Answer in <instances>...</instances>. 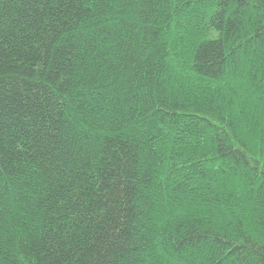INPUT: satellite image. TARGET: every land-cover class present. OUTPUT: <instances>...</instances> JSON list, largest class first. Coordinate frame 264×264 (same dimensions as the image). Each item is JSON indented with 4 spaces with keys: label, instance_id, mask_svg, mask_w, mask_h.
Instances as JSON below:
<instances>
[{
    "label": "trees",
    "instance_id": "1",
    "mask_svg": "<svg viewBox=\"0 0 264 264\" xmlns=\"http://www.w3.org/2000/svg\"><path fill=\"white\" fill-rule=\"evenodd\" d=\"M0 264H264V0H0Z\"/></svg>",
    "mask_w": 264,
    "mask_h": 264
}]
</instances>
